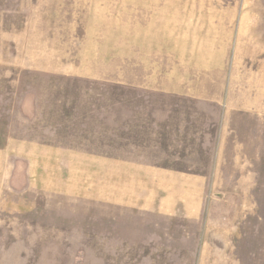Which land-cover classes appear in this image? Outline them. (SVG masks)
Segmentation results:
<instances>
[{
    "label": "rangeland",
    "instance_id": "obj_1",
    "mask_svg": "<svg viewBox=\"0 0 264 264\" xmlns=\"http://www.w3.org/2000/svg\"><path fill=\"white\" fill-rule=\"evenodd\" d=\"M116 105L187 111V157L145 159L211 176L203 220L111 212L27 180L1 220L0 264H196L198 250L200 264H264V0H0L1 150L82 135L74 108ZM218 140L226 157H213Z\"/></svg>",
    "mask_w": 264,
    "mask_h": 264
},
{
    "label": "crops",
    "instance_id": "obj_2",
    "mask_svg": "<svg viewBox=\"0 0 264 264\" xmlns=\"http://www.w3.org/2000/svg\"><path fill=\"white\" fill-rule=\"evenodd\" d=\"M149 93L201 98L181 89H159ZM218 108L225 115L237 111L228 109L225 104H219ZM244 108L245 112L238 110L239 113L250 116L251 112L257 113L250 106ZM74 110L83 121L82 135L70 134L47 141L40 140L38 134L35 138L13 137L6 142L7 147L0 149V224L3 217L10 216L12 202L27 201L19 197L28 190L27 180L36 187L37 193L73 197L71 200L80 195L85 200L100 202L111 212L143 211L203 220L206 202L211 201L213 195L211 188L207 189L213 184L211 176L145 159L153 157L161 161L164 157H187L188 130L184 117L187 111L171 105L162 108L116 105ZM159 111L164 115L162 123L154 119ZM144 113L152 115L151 123L141 121ZM108 114H115L114 121H108ZM125 114L134 116L124 118ZM148 129L151 132L145 131ZM137 130L144 133L137 135ZM193 137L197 138V132ZM221 141L218 140L213 157H226L224 149L228 143ZM233 148L235 157H247L245 142L233 139ZM65 157L70 159L71 165L66 163ZM70 169L74 172L71 173L73 178L67 177ZM214 170V173L219 171L217 166ZM75 177L80 180L76 181ZM71 180L74 186L70 185ZM203 255V251L198 250L196 264H200L199 258Z\"/></svg>",
    "mask_w": 264,
    "mask_h": 264
}]
</instances>
